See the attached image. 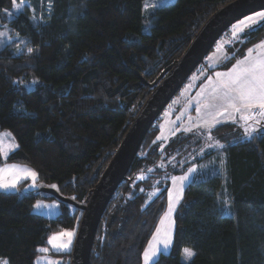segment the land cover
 <instances>
[{
    "label": "trees",
    "instance_id": "trees-1",
    "mask_svg": "<svg viewBox=\"0 0 264 264\" xmlns=\"http://www.w3.org/2000/svg\"><path fill=\"white\" fill-rule=\"evenodd\" d=\"M144 1L25 0L6 16L12 0H0V25L9 39L0 45V130L19 145L6 160L0 156V164L30 166L42 187L56 185L61 196L84 203L151 92L149 84L231 0H172L149 11ZM263 38L261 20L232 47L224 46L229 57L221 64L206 68L203 60L193 72L206 69L203 81ZM159 120L103 212L89 264H141L166 211L171 177L216 153L201 131H176L159 141ZM232 126L219 124L211 132L221 135ZM226 138L223 173L198 176L184 187L173 216V244L152 264H264V130L234 143ZM39 198L57 200L61 211L54 217L32 212ZM80 214L39 190L0 191V258L35 264L48 237L76 230ZM183 248L195 256L184 261ZM70 250L56 253L61 264H69Z\"/></svg>",
    "mask_w": 264,
    "mask_h": 264
},
{
    "label": "water",
    "instance_id": "water-1",
    "mask_svg": "<svg viewBox=\"0 0 264 264\" xmlns=\"http://www.w3.org/2000/svg\"><path fill=\"white\" fill-rule=\"evenodd\" d=\"M264 9V0H231L217 8L193 35L182 54L166 66L149 86L151 92L128 125L112 157L89 191L84 203L61 196L53 187L43 186L40 192L68 203L81 211L69 255V264H89L98 224L119 183L136 155L151 125L179 91L193 70L219 37L237 20Z\"/></svg>",
    "mask_w": 264,
    "mask_h": 264
},
{
    "label": "rangeland",
    "instance_id": "rangeland-1",
    "mask_svg": "<svg viewBox=\"0 0 264 264\" xmlns=\"http://www.w3.org/2000/svg\"><path fill=\"white\" fill-rule=\"evenodd\" d=\"M172 0H145L143 4V9L145 11H149L153 9L156 6L166 4L167 2H170ZM21 2V1H20ZM18 3V2H17ZM19 4V3H18ZM147 5V7H146ZM12 14L15 13L17 10L13 8V5L10 9H8ZM259 12H264V9L255 11L253 13H250L248 15H245L244 17L240 18L236 22H234L220 37L219 39L215 42L213 45L211 51L205 56L204 62H205V67H214L217 66L218 64H221L229 55L224 50L225 45H230L231 47L235 42H238L239 36L242 34V31L245 28H248L259 21L261 19L256 16V13ZM247 17H253L255 20V23L249 22L246 18ZM243 22V23H241ZM0 32H4L2 30V26L0 25ZM235 32V35H234ZM5 33V32H4ZM8 34L5 33V36L0 37V45H5L8 41ZM261 42H264V38L261 39L259 42L253 44L250 48L246 50V53L243 57H241L238 60H243L246 57L255 59L257 57L264 58V45L261 44ZM249 49H253L251 53L248 52ZM236 60L229 68L225 70H215L212 72V74L205 80L202 81L200 80L201 75L206 72V69L204 70L205 72H193L190 74V76L186 79V81L183 83L179 91L174 95V97L171 99V101L165 106L164 110L161 113V120H159L158 123V133H157V139L162 142H166L173 133L176 131H201L203 132V137L209 142V146L213 149H216V153L213 154L209 159L203 160L201 163L195 164L191 167H195L197 171L193 174H191L190 178L183 183V189L184 187L192 181L194 178L198 176H205V175H212L216 173H223V163H224V153L221 150V147L216 146L217 141H219V144L224 145V140L225 137L228 136L227 141L229 143H234L237 140H242V139H248L244 133V121L240 120L239 116L240 114L238 113H232L231 115L225 114L224 116H217L215 120H211V118L207 115L209 109L205 108L204 105L206 103L212 102L211 97L213 95L212 92V85H215L216 82L218 81V78L216 76L217 72L225 73L228 72L233 65L237 63ZM198 86V87H197ZM217 105H219V110H222L223 108V102L222 101H215ZM197 108L200 109L199 112H197ZM191 110H194L193 113H191ZM218 109H212L211 111L215 113ZM232 116H235V120L232 119ZM205 120L209 121V124H215V126L223 123H231L233 126L231 129L221 135H217L215 132H211L213 127H210L209 124H205ZM219 121V122H217ZM262 124H264V120H262ZM7 133H11L8 130H0V134H4L3 138V154L5 156H8L10 149L14 148L16 145L15 138L14 140L12 139L13 135L11 134V137L7 136ZM209 136L212 138L209 139ZM208 145V144H207ZM1 158L5 160L2 156ZM16 165L19 166V168H27L35 171L33 168L30 166H27L25 164L19 163V162H2L0 164V167H8ZM190 167V168H191ZM36 172V171H35ZM187 173V172H186ZM186 173L182 175H177L183 176ZM172 178V177H171ZM32 180L26 179V180H21L18 184L17 187L14 189H0L2 192H17L19 195L25 194L30 191H38L41 187L42 184L39 183L37 180L35 181V186H32ZM179 187V184L174 185L172 182V179H170V187H169V192H168V202H167V208L165 213L168 211V205H169V193H172V198L175 200V197L177 195V188ZM182 198V194H181ZM181 200V199H180ZM179 200V203H180ZM40 202L42 205H48V207H41V208H35L34 205ZM178 203V204H179ZM178 204L175 205L178 207ZM58 205V207L54 206ZM175 207L173 213H172V221H173V216L174 213L177 209ZM31 211L37 214H41L46 217H54L56 216L59 211H61V204L57 200H46L39 198L35 200L32 204ZM164 213V214H165ZM164 214L161 216L164 217ZM158 223V227L160 226V221ZM174 225V222L173 224ZM157 228V227H156ZM71 230V229H69ZM76 232V230H71ZM156 231V229H155ZM60 233V232H58ZM155 233V232H154ZM153 233V234H154ZM57 234V233H54ZM153 234L151 236V243H155L153 241ZM51 234L50 236H52ZM49 236V237H50ZM48 237V238H49ZM75 237V236H74ZM73 237V239H74ZM72 239V243H73ZM48 241V239H47ZM149 242V241H148ZM149 242V244H150ZM49 248V251L47 253L39 251L37 256L35 257L34 263L37 264H47V261L49 259L51 260H56L59 261L60 264L62 263V256L60 254L56 253H62L66 250L63 251H55L51 248V246L47 243L45 246ZM42 247V248H45ZM72 247V244L71 246ZM41 249V248H40ZM70 249V248H69ZM68 249V250H69ZM148 249L151 250L148 246ZM184 249V248H183ZM5 261L4 259L0 258V262Z\"/></svg>",
    "mask_w": 264,
    "mask_h": 264
},
{
    "label": "snow or ice",
    "instance_id": "snow-or-ice-1",
    "mask_svg": "<svg viewBox=\"0 0 264 264\" xmlns=\"http://www.w3.org/2000/svg\"><path fill=\"white\" fill-rule=\"evenodd\" d=\"M24 3L25 0H21L19 4L17 3V0H12L13 8L17 11L23 8ZM3 12L6 16L12 15L8 9H4ZM256 16L261 20H264V12L256 13ZM246 19L251 23H255L253 17H247ZM3 36H5V33L0 32V37ZM261 44L264 45V42H261ZM32 51L33 50L31 48H28L29 53ZM252 51L253 49L248 50L249 53ZM216 76L220 79H218L215 85H212V102L204 105L205 108L209 109L207 115L211 118V120H215L217 116L238 113L240 114V120L244 121V133L247 137L251 138L258 131L264 130V124H262V120H264V58L257 57L255 59H251L246 57L243 60H238L228 72H217ZM15 83L19 84L22 82ZM36 83L37 82L35 80L32 82L33 85ZM215 101L223 102L222 110H219L220 106L217 105ZM212 109L218 110L213 113L211 111ZM199 111L200 109L197 108V112ZM232 119L235 120V116H232ZM205 124H209V121L205 120ZM209 126L215 127V124H209ZM7 136L11 137V133H7ZM3 138L4 134H0V156L6 160L7 156H5L2 151ZM211 138L212 137L209 136V139ZM12 139L14 140V137H12ZM216 146L221 148L224 147L222 144H219V141H217ZM18 147L19 145L17 144L14 148L10 149V151H15ZM196 171L197 169L195 167H191L187 170L185 175L179 177L173 176L171 178L174 185L179 184V187L177 188V195L175 200H173L172 193H169L168 211L164 214V217L161 218L160 226L156 228V231L153 234V241L155 243L150 242L149 248L151 251L145 250L143 252V264H150V261H152L154 257H157L160 251L157 245H163V248L167 251L173 244L172 213L175 205L178 204L181 199L183 183L187 181L191 174ZM37 175L38 174L31 169H21L16 165L0 167V189H14L21 180L29 178L32 180V186L34 187ZM143 178L144 177H138V179ZM51 187L56 188L57 186L52 185ZM54 206L58 207V205ZM34 207L41 208L48 207V205H42L40 202H37ZM74 236V231L64 230L50 236L47 243L55 251L68 250L72 244ZM38 251L47 253L49 248H41L38 249ZM183 253L184 261L191 260L196 254L189 248H184ZM0 264H7V261L0 262ZM37 264H39V262H37ZM47 264H60V262L49 259Z\"/></svg>",
    "mask_w": 264,
    "mask_h": 264
},
{
    "label": "crops",
    "instance_id": "crops-1",
    "mask_svg": "<svg viewBox=\"0 0 264 264\" xmlns=\"http://www.w3.org/2000/svg\"><path fill=\"white\" fill-rule=\"evenodd\" d=\"M208 77H209V76H208ZM208 77H206L203 81H205ZM197 87H198V86H197ZM193 112H194V110H191V113H193ZM182 192H183V191H182ZM176 205H177V204H176ZM175 207H177V206H175ZM174 209H175V208H174ZM157 227H158V226H157ZM173 230H174V225H172V237H173ZM154 232H155V231H154ZM150 240H151V238L149 239V242H150ZM149 242L147 243V245H146L144 251H145V250L151 251V250L148 249ZM157 246H158L159 249H160L158 255H159L160 253H167V252H169V250H170V248H169L167 251H165V249L163 248V245H157ZM170 247H171V246H170ZM144 251H143V252H144ZM158 255H157V256H158ZM156 258H157V257H154L153 260L150 261V264H152L153 261H155ZM141 264H143V253H142V263H141Z\"/></svg>",
    "mask_w": 264,
    "mask_h": 264
}]
</instances>
